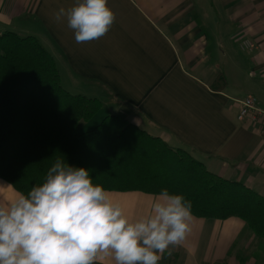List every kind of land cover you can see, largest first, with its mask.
Returning <instances> with one entry per match:
<instances>
[{"label":"crops","instance_id":"0c3cea01","mask_svg":"<svg viewBox=\"0 0 264 264\" xmlns=\"http://www.w3.org/2000/svg\"><path fill=\"white\" fill-rule=\"evenodd\" d=\"M74 3L0 0V32L37 37L55 58L67 91L100 99L109 114L185 148L209 171L264 196V120L239 118L247 96L264 109V0H108L116 15L110 30L79 44L66 19H54L60 7ZM243 39L254 47L242 48ZM220 74L227 85L215 90ZM0 184L10 185L0 186V204L21 193L4 178ZM106 190L130 218L147 214L159 194ZM193 217L184 244L160 264L257 262L254 233L243 219ZM259 259L264 263V254ZM97 262L114 264L110 258Z\"/></svg>","mask_w":264,"mask_h":264},{"label":"trees","instance_id":"16d2710c","mask_svg":"<svg viewBox=\"0 0 264 264\" xmlns=\"http://www.w3.org/2000/svg\"><path fill=\"white\" fill-rule=\"evenodd\" d=\"M226 85L220 74L213 87ZM102 108L100 99L62 86L55 58L37 37L0 32L1 178L26 194L61 158L87 169L93 183L105 189L160 193L166 188L190 200L194 215L239 217L264 239V196L209 171L185 148L118 114L106 115L91 129L80 128Z\"/></svg>","mask_w":264,"mask_h":264},{"label":"clouds","instance_id":"9594fccd","mask_svg":"<svg viewBox=\"0 0 264 264\" xmlns=\"http://www.w3.org/2000/svg\"><path fill=\"white\" fill-rule=\"evenodd\" d=\"M54 19H66L79 44L106 35L116 15L108 0H76ZM193 219L191 201L166 188L147 214L130 218L87 169L57 158L41 184L0 204V264H160L184 244Z\"/></svg>","mask_w":264,"mask_h":264},{"label":"built area","instance_id":"2783aa9c","mask_svg":"<svg viewBox=\"0 0 264 264\" xmlns=\"http://www.w3.org/2000/svg\"><path fill=\"white\" fill-rule=\"evenodd\" d=\"M241 46L244 49H252L254 43L249 39L241 40ZM252 116L254 120H264V109L259 105V101L255 96H247L241 100V107L239 112V118L243 119L247 116ZM263 134H264V122H263ZM205 264H220L215 262H207Z\"/></svg>","mask_w":264,"mask_h":264},{"label":"rangeland","instance_id":"374dc122","mask_svg":"<svg viewBox=\"0 0 264 264\" xmlns=\"http://www.w3.org/2000/svg\"><path fill=\"white\" fill-rule=\"evenodd\" d=\"M108 110L106 109V107L102 108V110L91 120L90 124L87 126V129H91L93 128L95 125H97L101 119L103 117H105L106 115H108ZM260 244H262V249H264V239L263 238H260L258 236H256L254 234V238H253V253L256 254L257 256V262L256 261H252V262H249V264H261V261L259 259V256L260 255H263L264 253L262 252V250H260L261 248L259 247ZM252 250V249H251ZM246 261H242V264H245ZM264 264V263H262Z\"/></svg>","mask_w":264,"mask_h":264}]
</instances>
